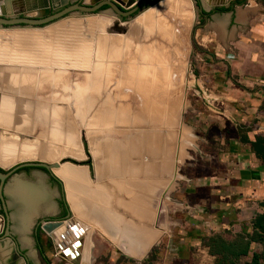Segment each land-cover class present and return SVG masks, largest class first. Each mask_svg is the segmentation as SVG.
I'll return each instance as SVG.
<instances>
[{
	"label": "crops",
	"instance_id": "0c3cea01",
	"mask_svg": "<svg viewBox=\"0 0 264 264\" xmlns=\"http://www.w3.org/2000/svg\"><path fill=\"white\" fill-rule=\"evenodd\" d=\"M199 1L198 5L196 0H148L130 18L128 36L137 45V62H167L166 69L153 64L158 77L176 78L194 62L197 74L192 76L191 91L203 104L196 125L208 135L176 136L170 129L160 134L150 116L136 118L142 112L105 124L104 139L96 142L95 151L92 147L93 174L90 169L73 168L84 171L79 183L87 193L75 188L76 177L60 175L72 214L68 229L62 231L69 235L79 226L85 228H81L80 264L96 263L99 252L113 261L120 256L142 261L163 238L180 239L170 247L168 264H215L219 254L203 246L202 239L216 234L231 247L235 264L264 263V230L257 224L264 215V161L251 146L264 138V0ZM107 14L117 16L111 9ZM111 36L114 41L108 40L105 47L123 56L121 35ZM140 71L142 77L155 75L151 68V74ZM86 87L92 90L94 83L87 80ZM101 87L107 92V86ZM83 89L73 93L71 109L90 127V115H85L78 97L87 93ZM106 101L107 97L101 118L108 120L113 110L112 102ZM195 141H203L204 147ZM193 145L200 148L199 155L191 151ZM38 179L19 183L44 195L36 203L42 204L33 222L59 208L42 177ZM13 201V229L23 236L24 223L31 221L26 214L20 218V213L36 204ZM170 210L180 213L184 228L169 229L163 213L170 216ZM245 248L247 253H242ZM197 250L207 258H193Z\"/></svg>",
	"mask_w": 264,
	"mask_h": 264
},
{
	"label": "rangeland",
	"instance_id": "374dc122",
	"mask_svg": "<svg viewBox=\"0 0 264 264\" xmlns=\"http://www.w3.org/2000/svg\"><path fill=\"white\" fill-rule=\"evenodd\" d=\"M84 1L92 3L95 0ZM70 2L73 3L75 0H55V5L56 7H59V5L61 7ZM32 5L33 3L27 6L29 10L28 16L35 17L46 14V9L35 11ZM109 10L105 9L103 12L107 13ZM127 20L131 22V19ZM98 21L99 17L89 14L81 15L75 11L62 19L42 27L0 25V99L1 101H5V103L12 104L11 101L13 99L20 97L25 100L23 101L27 103L29 108L28 112H22L20 107L19 109L15 108V117L20 118L26 123V127L20 133L6 132L3 127H0V146L6 148L9 145L34 146L37 140H39L38 138L43 139L48 135L50 128H56L57 130H64V128L72 130L74 128L73 133L77 136L81 149L84 151L82 157L66 154L53 160L39 157L20 158L7 168L0 165L1 171L8 172L17 164L25 161H51L55 163L62 160L64 163L61 166H77L85 170L90 169L93 174L94 158L92 157L91 144L93 135L90 137L89 131L96 132L94 139L100 138V140H103L104 128H106L105 124L114 122L116 118H135L136 114H140L141 112L142 114L136 118L150 116L155 123H158L153 128H156L160 134H163L167 129L171 130V135L175 134L176 136L184 135V133L201 134L202 132H206L202 127L196 125L197 111L199 110L198 108H203V104L196 97V94H193L191 91V88H194L195 85L192 76L197 74L194 62L193 68L191 66L189 71H182L180 76L176 78L169 76L158 77L157 71L152 72V69H156L152 66H155L158 62H137V45H134L133 39H129L128 33H107L106 29L109 27V24L102 23L99 26ZM200 23H202L201 20L198 22V26ZM110 35L122 36H119V41L124 43L120 47L124 57L120 56L119 50H113L110 46L105 47L108 40L114 41ZM141 48V45H139L138 49ZM195 49L199 50V46L195 45ZM105 55L108 58H105ZM122 59L124 60L122 61ZM166 64L167 62L159 61L158 66L160 69H166L164 67ZM150 68L152 74L155 73L154 76H139L142 74L140 70H143L144 74H151V72H148ZM120 70L123 71L120 72ZM127 74L130 75L127 76ZM10 78L14 79L15 83L17 82L14 92H10L8 88L9 82L7 81H10ZM87 80L89 81V85L91 82L94 83V87H91L92 90L87 91L85 89L87 88ZM18 81L26 82L29 87L26 90L18 91ZM103 85L108 87V89H106L107 87L105 88L107 92L101 87ZM83 87L85 88L83 89ZM82 89L87 91V93L78 97L84 102L82 110L86 112L85 115H90L88 117L90 127L76 125V122L72 121V111H70L68 105L69 101H73V98H75L73 93L75 91L78 92V90L80 92ZM106 97L107 101L112 102L111 106L113 110L108 120L101 118V115L104 114L103 103ZM14 101H17V99ZM56 104H64L63 110L66 111L64 112V116H66L64 122H62L63 120L58 123L53 122L47 114L39 110L40 107L44 108ZM38 105L40 107L37 109L35 106ZM115 106L118 108L116 109L117 111L114 109ZM0 109H3V104L0 105ZM4 110L7 112L8 109L4 108ZM202 111H205V109H202ZM8 114L12 113L8 111ZM190 123H194L195 125H190ZM184 124L190 127H184ZM111 128L116 129L121 127L112 126ZM142 128L145 130L147 127L143 126ZM206 133L208 135V131ZM114 141L115 143L118 142ZM194 143H197L201 149L204 147L203 141H195ZM199 149L194 145L191 147V151L195 155H199ZM40 176L52 192L53 202L59 205L60 200H62L59 185L42 168H21L7 179L6 184L19 182L22 185H27L31 184L28 181L38 182ZM43 192H45L44 189ZM8 193L13 195L9 190ZM64 195L66 200L67 194L65 190ZM41 204L38 203L36 206L24 211L27 219L31 221L28 226H26L27 222L24 223L26 227H23L25 229H22V231H27L26 235L14 234L23 252L29 257V264H76V259L71 261L67 259L66 255H60L57 249L59 241L57 237L52 239L45 232H41L39 236L35 235L34 229L40 219L45 217H61L65 214V206L63 205L61 208L59 206L53 213L39 215L33 222L35 215L40 210ZM163 216L166 218L165 222L169 223V229L184 228V223L178 219L181 218V215L177 211L173 212L170 210V216L164 212ZM3 221V216H0V234L3 231ZM11 227H13V223H11ZM79 228L81 229L82 226H79L78 230ZM62 234H65V232ZM25 239L27 242L24 241ZM179 240L177 238H163L142 261L131 260L124 256H120L118 260L113 261L110 255L99 252L95 254L97 262L94 264H168L170 247L177 245ZM15 244L12 238L2 236L0 238V252L3 253L9 250L10 257ZM202 245L211 246L210 251L219 254L216 257L215 264H235L230 259L231 248L222 242L218 234L209 238V240L206 238L202 239ZM39 246H41V249ZM207 256L202 250H197L194 252L193 258L205 259ZM19 264H26L25 260L19 258Z\"/></svg>",
	"mask_w": 264,
	"mask_h": 264
},
{
	"label": "flooded vegetation",
	"instance_id": "af4514ba",
	"mask_svg": "<svg viewBox=\"0 0 264 264\" xmlns=\"http://www.w3.org/2000/svg\"><path fill=\"white\" fill-rule=\"evenodd\" d=\"M75 2H78V1L75 0ZM75 2H73V3H75ZM96 2H97V0H95V2H92V3H86L84 0H81L80 3H85L87 5H93ZM37 4L39 5V3H35V1H34L32 7H34ZM70 4H72V3L70 2L69 4H65V5H63L61 7H60V5H59V7H56L55 0H50V5H52V6L50 8L46 9V11H45L46 14H44L43 16H35L34 18L50 16V15H52V14H54V13H56V12H58V11L64 9V8H66ZM102 9H109V7L105 6ZM13 10H14V8H13ZM29 17H31V16H29ZM7 82H9V85H8L9 91L10 92H14V90L16 89L15 84L17 82L15 83L13 81V79H11L10 81H7ZM18 83L20 85V86H18V91L26 90L29 87V85H27V83L24 82V81L23 82L22 81H18ZM21 84H22V86H21ZM16 99H17V101H14ZM16 99H13L11 101L12 104L14 105V103H16L14 106H16L18 109L20 107L22 112H28L29 108L27 106V103L24 102L25 100L23 98H20V97L16 98ZM72 102L73 101L71 100L68 103V105L70 107V111H72L71 112L72 121L76 122V125H82V126L84 125V127H86V125L84 123L85 122L84 120H81L78 117H75L74 112L71 109ZM80 102L82 103V105H84V102L82 100H80ZM2 104H3V109H0L1 110L0 111V114H1L0 127H3L6 132L9 131V132H14V133H20L26 127V123L23 120H21L20 118L15 117V112H16L15 108L16 107L13 108L12 104L5 103V101H1V99H0V105H2ZM35 107L38 109L40 106L38 105V106H35ZM63 107H64V104L63 105H59V104L57 105L56 104L54 106L50 105V106H46L44 108L40 107L39 110L41 112L43 111L45 114H47L49 116V118L53 122L58 123V122H61V120H63L62 122H64V118L66 117V116H64V112H66V111L63 110ZM4 108L8 109L7 112L4 110ZM8 111L10 113H12V114H8ZM41 114H43V113H41ZM67 120H68V118H67ZM68 121L70 122V120H68ZM18 124H19V126H17ZM63 124H65V123H63ZM50 125L52 126V123ZM73 125H75V124H73ZM53 126H55V125H53ZM73 131H74V128L72 130H68L67 128H64V130H57L56 128H50L48 135H46L43 139L38 138L39 140H37V142L35 143L36 146L35 145L34 146L20 145V146H16V148H18L19 152H22L24 154H29V153H34V152L35 153L36 152L40 153V155L44 154L45 156L50 154V155L53 156V158H48L49 160L58 159L62 155H66V154H68L70 156L82 157L84 155V151L81 149L80 142L78 141L77 136L73 133ZM89 135H90V137L93 135V139H91V144H92L93 150L95 151L96 142L99 141L100 138L94 139L95 138L94 134H89ZM56 136L59 137V138H56ZM9 146H11V145H9ZM8 147L6 148V147H3V146H0V154L8 156L6 154V153H8ZM96 150H97V148H96ZM97 153L98 152L96 151L95 155H96V157H99V154H97ZM8 163L7 164H1L0 163V165L5 167V168H7L9 166ZM69 168L72 169V171ZM73 168H74L73 166L70 167V166L65 165V166L60 168L58 173L62 177L63 176L66 177L68 175L76 177L75 180H77V181H76V183L74 185L75 188H77L78 190L84 191V193H87V191H88L87 187L81 186V184L79 183V182L83 181L84 178H85L84 171L80 170L79 168L77 169V171H75L76 168L75 169H73ZM42 169L46 170L50 174L52 179H54L59 185V188H60V191H61V195H62V200H60V204L58 205V207L60 206V208H61L64 205L65 206V214L62 215L61 217H54V218L63 219L69 213V207H68L67 202H66L65 197H64L65 196L64 195V183H63V181L60 178L53 176L52 173L49 170H47L45 168H42ZM14 183L11 184V186H10L11 188L14 185ZM16 184H17L18 189L16 190V187H14V190L13 189L10 190V192L13 193V195H12V203L14 202L13 200H16L17 198H20L22 193H24L23 196H24L25 203L18 202L21 205H26V204H28V205L31 204L32 205L33 203L36 204L37 201H39V200H44V195L42 194V192H39L36 189H32L30 187L21 186V185H19V182H17ZM21 187H24V190H21ZM27 190H30V191H28L27 195H25V191H27ZM6 201H7V198H6ZM77 204L78 203H76V205ZM82 204L83 203H79V205H81V207L83 206ZM10 210H11L10 207H8V211H9V214L11 216V211ZM0 216H3V218H4L3 231L0 234V238H2V236L10 237L16 243L14 248H13V251H12V254H11L10 257H9V255H10L9 250L4 251L3 253L0 252V264H19V258H23L25 260V263L29 264L30 263L29 257L25 254V252H23V250H22V248L20 246V243L17 241V239H16V237L14 235L17 232H15L13 227H11V223L12 222L10 223L11 236H7L6 235L7 215H6L5 211H4L1 199H0ZM21 216L24 217V213L23 212L20 213V218H21ZM45 218H49V217H45ZM54 218H51V219H54ZM42 219H40V221L37 223V225H36V227L34 229V232H35L36 236H39V234L41 232H44L41 229V224H40ZM28 225H29V222L26 224V226H28ZM26 226H24V227H26ZM61 229H64V228H58L57 230H55L56 231L55 235L59 236L60 239L62 238L61 236H67L68 235L66 232H65V234H62L64 232ZM83 230L85 231V228ZM78 235L80 237H75L74 241H72L73 244H75L76 242L80 244L79 247L74 245L75 253H77V254L81 251V245H82V240H83V236L81 237V233L80 232L78 233ZM63 240L64 239L62 238V240L58 241V244H59V242H61ZM145 241H147V240H145ZM39 248L41 249V246H39ZM58 249L60 250L61 255L62 254L65 255V253L63 252V250H61V248L58 247ZM72 253H74V251ZM66 257H67V259H69L71 261H74L73 259H75L72 254H69Z\"/></svg>",
	"mask_w": 264,
	"mask_h": 264
},
{
	"label": "water",
	"instance_id": "95a60500",
	"mask_svg": "<svg viewBox=\"0 0 264 264\" xmlns=\"http://www.w3.org/2000/svg\"><path fill=\"white\" fill-rule=\"evenodd\" d=\"M78 2L72 3L66 8L50 15L47 17H29L27 14L28 10V1L27 0H0V25L2 26H14V25H28L32 27H42L48 25L54 21L62 19L69 15L72 12L78 11L81 15L89 14L94 17H99L98 25L100 26L102 23L109 24L107 27V33L114 34H127L130 23L127 19L132 18L143 5L146 4L148 0H97L93 5H87L85 3H80L81 0H77ZM13 5V6H12ZM108 6L117 16L110 17L109 14L103 12L105 9L103 7ZM15 7V11L13 10ZM50 8V0H44V4L38 8V6L34 7L35 11L43 10ZM103 20H105L103 22ZM127 20V22H125ZM125 22V25L123 23ZM64 162L60 160V162H46V161H25L17 164L8 172H3L0 170V199L3 204L4 211L7 215V230L6 235L11 236L10 233V223L12 222L11 216L8 211V207H15L11 204V197L8 194V187L10 184H6L7 179L14 174L17 170L25 167H41L49 170L53 176L61 179L58 171L61 168V164ZM7 198V201H6ZM71 212L63 219H51V218H43L40 222L41 229L46 232L50 238H56L55 230L57 228H67L68 220L70 219ZM68 229V228H67ZM64 230V229H61ZM82 232L81 229H77L75 233L69 234L67 236H62L63 241L57 244L58 247L63 250L66 256L71 254L74 251L73 257L79 260V253H75L74 245L77 247L80 246L79 243L73 244L75 237H79L78 233ZM59 239L60 240H62ZM58 252L61 255L60 250ZM77 254V255H75ZM61 256H64L63 254ZM79 264V261L76 263Z\"/></svg>",
	"mask_w": 264,
	"mask_h": 264
},
{
	"label": "bare ground",
	"instance_id": "6f19581e",
	"mask_svg": "<svg viewBox=\"0 0 264 264\" xmlns=\"http://www.w3.org/2000/svg\"><path fill=\"white\" fill-rule=\"evenodd\" d=\"M28 1V4H32V3H34V1H35V3H39V5L37 4V5H35L34 7H36V6H38V8H40L41 7V5H43L44 4V0H27ZM41 4V5H40ZM13 6V5H12ZM34 7H32L33 9H34ZM14 9H15V7H13ZM35 10V9H34ZM6 53V52H5ZM5 55V54H4ZM12 79V78H11ZM14 80V79H13ZM17 80V79H16ZM26 84V83H25ZM20 86V85H19ZM21 86H22V84H21ZM15 89V88H14ZM12 107L14 108V107H16V106H14V105H12ZM0 117H1V114H0ZM54 119V118H53ZM12 120V119H11ZM16 125V124H15ZM13 126V125H12ZM17 126H19V124L17 125ZM56 138H59V137H57L56 136ZM9 153V154H8ZM8 153H6L8 156H6V155H3V154H0V163L1 164H7L9 161V165L10 164H12L13 162H15L16 160H18V159H20V158H34V157H39V158H53V156L52 155H50V154H48L47 156H45L44 154L43 155H40V153H29V154H24V153H22V152H19L18 151V148H16V146H9L8 147ZM98 154V153H97ZM61 167H63V165L61 166ZM63 173V172H62ZM17 182H15L14 183V185L12 186V188L10 187V188H8V190L10 191L11 189H13L14 190V187H16V190L18 189V187H17V184H16ZM16 184V185H15ZM21 190H24V187H21ZM28 191H30V190H27V191H25V195H27V193H28ZM24 193H22V195H21V197L20 198H17L16 199V201L17 202H20V203H25V200H24ZM14 203V202H13ZM58 229V228H57ZM56 229V230H57ZM55 235V234H54ZM72 255L74 254V253H71ZM75 255H77V254H75ZM75 258V257H74ZM76 259V258H75ZM74 260V259H73ZM77 260V259H76Z\"/></svg>",
	"mask_w": 264,
	"mask_h": 264
},
{
	"label": "trees",
	"instance_id": "16d2710c",
	"mask_svg": "<svg viewBox=\"0 0 264 264\" xmlns=\"http://www.w3.org/2000/svg\"><path fill=\"white\" fill-rule=\"evenodd\" d=\"M197 4H200L199 0H196ZM241 2V1H237ZM244 141H248L243 139ZM252 149L255 151L257 156L264 161V138H259L255 142L251 143ZM258 225H260L261 230H264V215H261L259 217V220L257 222ZM230 247V246H229ZM231 248V247H230ZM242 253H247V248L241 250ZM254 260L257 261L256 255L254 257Z\"/></svg>",
	"mask_w": 264,
	"mask_h": 264
},
{
	"label": "built area",
	"instance_id": "2783aa9c",
	"mask_svg": "<svg viewBox=\"0 0 264 264\" xmlns=\"http://www.w3.org/2000/svg\"><path fill=\"white\" fill-rule=\"evenodd\" d=\"M264 264V263H263Z\"/></svg>",
	"mask_w": 264,
	"mask_h": 264
}]
</instances>
